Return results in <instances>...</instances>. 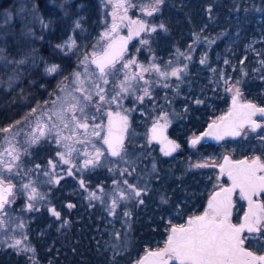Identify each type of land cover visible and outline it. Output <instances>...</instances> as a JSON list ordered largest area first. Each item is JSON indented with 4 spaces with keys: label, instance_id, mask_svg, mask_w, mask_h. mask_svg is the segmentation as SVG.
Returning a JSON list of instances; mask_svg holds the SVG:
<instances>
[{
    "label": "trees",
    "instance_id": "trees-1",
    "mask_svg": "<svg viewBox=\"0 0 264 264\" xmlns=\"http://www.w3.org/2000/svg\"><path fill=\"white\" fill-rule=\"evenodd\" d=\"M36 1L45 14L50 13L44 4L52 0ZM133 1L154 4V0ZM146 16L154 19L156 31L145 38L149 43L142 44L137 55L146 62L157 60L169 75L163 81L159 79L162 84L142 105L151 111L150 106H155L179 125V134L174 133V127L169 128L170 134L174 133L181 141L179 152L165 156L159 145L147 142L144 134L140 138L141 145L138 142L129 144L132 149L146 148L144 155L153 151L158 165L157 171L147 176L142 164L150 158L143 156L133 167L135 171L131 176L120 177L122 181L126 177L129 183L142 189L140 197L121 200L120 192L127 194V186L121 180L114 184L115 177L105 173L104 169H100L98 177H89L93 182L84 189L55 188V204L50 209L62 212L65 224L60 226L61 219L44 209L28 230L29 248L34 251H18L0 245V264H134L147 250L165 244L172 225H180L192 215L203 212L212 192L229 182L224 175L217 181L210 170L192 167L198 160V151L192 150L187 137L203 131L214 116L228 109L232 99L229 88L238 86L245 99L264 105V66L260 64L264 60V0H163L158 11ZM161 24L165 28H160ZM67 33L68 30L59 38ZM7 39L13 60L25 57V47L33 46L25 39L20 40L19 34L10 33ZM49 57L62 63L65 61L56 54ZM202 59H206L203 64L200 63ZM206 67L215 69L214 84L209 77H203L209 73ZM222 67L225 68V79H228L225 87L219 76ZM174 68L183 69L179 78L170 75ZM6 70L8 72L9 68L0 63L1 79L7 75ZM38 76L40 82L52 80ZM237 80L241 82L237 84ZM199 81L205 84L201 91L195 89ZM15 91L4 93L0 88V127L18 116ZM38 91L36 83L25 86V93L31 96L32 102L38 99ZM176 104L186 107L179 119L171 112ZM252 146L250 141L228 138L221 143L203 142L200 148L204 150L200 154L207 156L210 153L223 160L227 155L234 159L253 155L264 157L261 149ZM92 193L98 198H91ZM113 196L117 199L114 215L110 214ZM141 199L143 204L139 203ZM68 204L74 207L69 208ZM244 209V201L238 200L234 222L240 221ZM176 210L178 212L174 213ZM125 212L130 215L125 216ZM251 249L261 252L255 247ZM117 251L119 255H116Z\"/></svg>",
    "mask_w": 264,
    "mask_h": 264
},
{
    "label": "rangeland",
    "instance_id": "rangeland-1",
    "mask_svg": "<svg viewBox=\"0 0 264 264\" xmlns=\"http://www.w3.org/2000/svg\"><path fill=\"white\" fill-rule=\"evenodd\" d=\"M116 2L117 0H52L47 4H44V7L50 12L49 14H45L41 5L36 0H0V63L9 68L8 72L6 70L7 75L4 74V79L0 78V88L3 89L4 93L16 89L15 92L18 95L16 100L14 99V102L18 104V109H16L18 111V116L0 127L5 128L10 125H15L12 132L7 134L0 132V152H2L3 148L6 146L4 143V137L6 135L11 137L13 132L18 131L21 128H23L25 133L33 131L36 120L40 116L41 111L51 107L52 101L57 100L58 98L63 99L67 96L68 92H72L73 95L76 96L80 95V93L73 91L76 87L81 86L78 83H74L75 77L72 75L74 72L78 71L82 74L81 80L84 81L83 87L91 88L93 83H99L101 87L111 95L115 94L116 91H119L118 85L120 84V81L125 80L126 76L131 77L136 73H140L141 66L148 68L150 65L155 64L164 71L162 65L157 63V60L146 62L137 55V52L142 47L141 40L147 38L151 32L147 31L131 45L130 49L124 54L123 59L117 61L116 69H119V71L116 72L115 75L112 74L111 70L109 71V74L106 77L109 83L105 85L103 84V81L99 79L98 70L93 64H91V60L93 59L92 53H100L106 46L108 40L107 38L102 37H104L105 32H110L114 11L117 12L116 23L119 27L116 33H110L112 37L120 33L129 34L128 20H120V17L125 15L131 20L144 21L149 27L156 28L157 26L153 18L146 16L147 11L151 9L149 4L142 2L134 3L133 0H128V3L132 6L128 7L127 13H125L123 9L116 10L114 8ZM77 24H79V27H77ZM132 27L135 28V26ZM67 30L68 33L66 36L59 38V36ZM10 33L19 34L20 40L25 39V41L33 44L31 47L26 46L27 48L24 46L26 50L25 57L14 60L11 58L9 52L10 43L7 39ZM43 50L46 51L43 52ZM54 54L64 57V63L49 57V55ZM85 55L88 56V61L82 64L81 61L84 59ZM129 59H134L136 64L127 69L123 68L122 65ZM20 61H23V63H18ZM51 66H57V73L49 74L46 71V69ZM86 68L88 69L87 73H85ZM207 69L209 73L203 74V77H209V81L214 84V82H216V72L210 70V67L205 68L206 71ZM224 69L225 68L222 67L219 72V76L222 79V87H225L224 85L228 81L227 78L225 79ZM39 74L46 78L51 77L52 80L48 82H40L38 79ZM142 74L144 80L149 82L148 85L144 84V80H132L131 83L133 89H130L127 93H121L120 98L116 102L111 104L104 103L98 113L95 112V108L90 109V111L96 115V119L90 120V123L100 124L102 126L99 129V137L89 135L88 140L90 142L84 144L79 143V139L82 137L77 138L75 141L62 142L72 144L77 150L72 154L71 159L72 165L79 166L80 170H78L77 167H72V165H58L55 169L57 178L63 177L60 179L59 184L46 183L45 181L47 180V177L43 175L44 170L52 171L48 165V161L50 159L53 161L58 160L56 152L67 151L62 144L57 145L54 142V133L45 139H41L38 144L29 148L27 153L23 151L24 148L28 147L24 143L25 136L22 134L16 137V140L13 142L21 153L20 161L16 162L20 166V175L13 176L11 180L16 187L13 189V195L9 197L10 203L6 207V213L0 211V220L4 221L3 227L0 228L1 245L9 247L8 244L13 243L14 239H21L23 243L19 246L20 248L31 246L28 241V230L32 221L35 222L40 218V214L38 213L43 212L44 209H49V214L53 216L50 207L55 204L53 196L55 188H64L67 189V191H74L81 187L80 180L83 179L85 187L81 188L84 189L89 183L93 182L89 177H98L100 175V169H104L105 173L108 175H113L115 177L114 181L118 182L121 180L120 177H122L120 175L121 171L127 169L133 174V167L141 161L143 156L150 158L149 162L142 164L146 169L144 171H146L147 176L157 171L158 165L153 151H147L146 155H144L146 148L137 150L130 148L129 145L131 143L134 144L135 142H138V145H141L142 139L140 141V138L143 134L146 136L147 142H150L148 136L149 126L166 113L164 111H158L155 106H150L153 110L151 111L136 99L137 96L143 95V87H148L150 94L157 91L158 86L162 84L165 76H161L154 70ZM221 74H223V78ZM65 77H67V79H65ZM159 79L162 81H159ZM34 83L37 85L39 95L38 99L32 102L30 100L31 96H28L25 93V86H28V84L33 85ZM204 87V83L202 84L200 82V84H198L196 82L195 84V89L198 91H201ZM61 88H65L66 90L61 91ZM236 88L239 87L234 86L229 88L231 91L228 89L231 97L236 94ZM239 90V100L246 101L247 99H245L242 90L240 88ZM144 100L148 101L149 97H145ZM45 101L48 103L45 104ZM38 105L41 107L38 108L37 113L28 117L29 121H31V127H29L28 121H25L24 118L28 116L33 108H37ZM109 111L112 113L120 112L123 115L128 116V129L125 132L126 143L124 144V149L127 154L125 155L122 153L124 159H121L120 157H112L108 152H105L104 156L101 157L99 166L94 168L89 166V168L84 169L83 161L87 158L84 153L87 152L90 155H93L95 152L93 144L96 148H100L102 151L106 149L102 138L107 132V113ZM185 111L186 107L176 104L172 107L171 112L174 117L180 118L181 114ZM226 111L214 116L212 120H218ZM44 120L46 123L50 124V122L47 121V117H44ZM167 120L169 128L174 127V133L179 134V132H181V129L178 128L179 125L168 118ZM16 121H20L21 123L16 124ZM89 131L91 132V129ZM174 133L172 134V137L178 143H181L179 137L174 135ZM198 134L199 133H193L188 136L187 142ZM62 135H70V132L64 130ZM260 137H264V119H261V128L252 131L246 126L242 129L238 138H240L241 141H250L253 148L258 147V149H261L264 152V139H261ZM151 142L153 141L151 140ZM202 143L203 142H199V144L193 146L192 150L198 151V160L196 164H207L208 166L197 169L204 171L210 170L217 181H220L219 179L221 176L219 174L218 166L222 164L223 157L219 158L220 156H215L210 153L207 154V156L201 155L200 151L204 150V148H200ZM253 158H255V155L250 157V159ZM5 159L7 160L10 158L5 156ZM261 159L264 161V157ZM36 165H40V169H36ZM69 167H72V176L67 175L66 169ZM109 169H112V171H109ZM30 181L32 182V187H36L40 196L44 197L43 199L37 198L36 200L31 201L34 205L33 210L27 208V204L30 202L28 196L31 193V188L28 190H23L21 188L22 184L29 183ZM261 198L264 201V196ZM21 199L23 200L22 202ZM235 200L236 203H238V200L244 201L239 195H236ZM18 203L20 204L18 205ZM177 212L178 211L176 210L174 213ZM61 213L62 212H60L58 219H61L59 220L61 221L60 226H63L65 222L62 221ZM193 216L194 215L191 217ZM186 222L187 220L182 224H186ZM18 224H22L23 227H17ZM9 237H12L13 239H9ZM4 241H7V243H3Z\"/></svg>",
    "mask_w": 264,
    "mask_h": 264
},
{
    "label": "snow or ice",
    "instance_id": "snow-or-ice-1",
    "mask_svg": "<svg viewBox=\"0 0 264 264\" xmlns=\"http://www.w3.org/2000/svg\"><path fill=\"white\" fill-rule=\"evenodd\" d=\"M163 3V0H154V4L151 6V10L147 11V15L151 16L153 12L159 10V5ZM132 5L128 3V0H117L114 5L116 10L123 9L127 13L128 7ZM211 11V9H209ZM117 12H113V23L110 32H105L104 37L107 38L108 43L102 49L100 53L93 52V59L91 64L96 66L99 71V79L103 81V84H108L109 81L106 78L109 71L115 75L119 69H116V63L122 60L124 53L127 49V43L132 39L133 35L139 36L141 32H155L156 28L149 27L144 21L141 20H131L126 15L121 16L120 20H128L129 34L127 37H119L118 39L113 38L110 33H116L118 31L119 25L116 23ZM132 26H135L133 28ZM79 27V24H77ZM160 28H165L163 24ZM142 44L147 45L149 41L147 39L141 40ZM183 55V53H179ZM88 61V56L85 55L81 63ZM206 59H202L200 63H205ZM18 63H23L20 61ZM228 61L225 60V64ZM241 64L244 63L243 60L240 61ZM136 64L134 59H129L126 63L122 65L123 68L127 69L132 65ZM260 64L264 66V60L260 61ZM186 67V66H185ZM154 70L161 76H168L167 71H162L158 65L152 64L150 67L145 68L141 66V72L136 73L131 77L126 76L125 80L120 81L118 85L119 91L115 94H109L106 90L101 87L99 83H93L91 88L83 87L84 81L81 80V73L74 72L72 75L75 77L74 83H78L81 86L76 87L73 91L80 93L79 96L73 95L72 92H68L67 96L63 99L58 98L52 101L51 107L41 111L40 116L36 120L35 128L33 131L25 133L23 128L12 133L11 137L7 135L4 137L5 147L3 151L0 152V211L6 213L5 206L10 203L9 197L13 195V189L16 187L15 184L11 182L13 176L20 175V166L18 161L21 159V153L17 149L16 144L13 142L16 137L20 135L25 136L24 143L28 146L24 148V152L27 153L28 149L33 145L38 144L41 139L47 138L49 135L54 133V142L57 145H61L67 150L66 152L57 151L56 156L58 160H49L48 165L52 171L44 170L43 175L47 177L45 181L48 184H59L60 179L57 178L55 169L58 165H72V154L77 150L69 143H62L66 141H75L79 139V143L84 144L90 142L88 140L89 135L100 136L99 129L102 127L100 124H91L90 120H95V113L91 112V108H95V112H99L104 103L116 102L121 93H127L130 89H133L131 83L132 80H144V72H149ZM46 71L51 73H57V66H51L46 69ZM183 69L174 68L171 70L170 75L179 78L180 72ZM215 71V69H213ZM88 69H85V73ZM247 73H245L246 75ZM223 78V74H221ZM67 79V77H65ZM241 81L237 80L236 83L239 84ZM148 81L144 80V84L148 85ZM168 87V85H164ZM65 88H61V91H65ZM231 91V89H229ZM143 95L137 96L136 99L141 103L144 102L145 97L151 98V94L148 87L142 88ZM240 95L239 88H236V94L233 96V109L229 111L226 116L219 118V123L213 122L209 125V131L205 132L204 136H214L216 139H223L225 135L238 136L240 135V130L245 124L252 131L261 128V124H258L252 119L257 113L264 117V107H257V105L252 103H247L244 105H237V97ZM59 101V106H58ZM48 102L45 101V104ZM200 103V101H197ZM33 108L31 112L24 119L28 121L29 127H31V121L28 117L37 113L38 108ZM107 133L102 138L103 144L107 145V148L103 151L100 148H96L93 144L95 152L93 155L85 152L84 155L87 157L83 161V168L87 169L89 166L97 167L100 165L101 157L104 156L105 152L110 153L112 157H120L124 159L127 154L124 149V134L128 129V116L121 115L119 112L115 113V119L113 113L109 111ZM44 117H47L46 123ZM163 120L164 123L161 124L159 121ZM20 121H16V124H20ZM167 113L160 116L156 122H154L151 132V140L159 139L161 142H165L168 149L165 150V155H170L172 151H175L180 147L179 144L170 141L163 135L164 129L167 127ZM15 125H10L5 128H0V132L5 134L12 132ZM91 129V132L89 131ZM64 130H68L70 135L64 136L62 133ZM264 139V137H260ZM201 137H196L191 140V145L195 146L200 142ZM5 156L10 159H5ZM207 164H194L192 167L201 168L207 167ZM40 165H36V169H40ZM72 167L79 166L72 165ZM72 167L66 169L67 175L72 176ZM31 171V170H28ZM112 171V169H109ZM133 171L135 169L133 168ZM220 171L222 175H226L229 180H231V186L222 188L220 191L215 192L213 196L209 199L207 209L202 215H197L190 217L186 224L172 225L169 229V234L165 241L164 247L157 251H148L146 255L140 258L136 264H264V254H257L256 251L250 250V248H258L261 252H264V201L254 199V197L264 196V161L261 160L259 156L253 158L251 161L241 160L232 162L227 156L224 157V164L220 166ZM27 174V173H26ZM121 176L128 175L131 176L132 172L127 169L121 171ZM120 182L114 181V184ZM124 185L127 186L129 190L127 194L123 191L120 192L121 200H129L136 197H140L142 194V189H138L134 184L129 183L128 179L122 181ZM80 186L85 187V182L83 179L80 180ZM23 190H28L31 188V193L28 196L29 203L27 208L29 210L34 209L33 203L31 201L37 198L43 199V196L37 192L36 187H32V182L24 183L21 185ZM236 190H239V196L242 200H246L248 204L247 211L244 212L241 222L238 224L232 223V194ZM103 191V189H101ZM91 198L96 199L95 193L91 194ZM140 204H143V200H139ZM69 208L74 207V205L69 204ZM117 207V199L115 196L112 198V204L110 208V214H115V209ZM53 216L59 218L60 213L55 210V208L50 209ZM125 216H129L130 213L125 212ZM4 225V221L0 220V228ZM17 227H23L22 224H18ZM117 237L119 233L116 234ZM26 238V237H25ZM9 239H13L9 237ZM246 242L248 247H245ZM3 243H7L4 241ZM23 243L21 239H14L13 243L8 244L9 247L15 248L18 251H34L29 247L20 248L19 246ZM116 249L117 246L113 245ZM120 253L117 251L116 255Z\"/></svg>",
    "mask_w": 264,
    "mask_h": 264
},
{
    "label": "water",
    "instance_id": "water-1",
    "mask_svg": "<svg viewBox=\"0 0 264 264\" xmlns=\"http://www.w3.org/2000/svg\"><path fill=\"white\" fill-rule=\"evenodd\" d=\"M150 10H151V9H150ZM153 13H154V12H153ZM143 33H144V32H141L139 36L133 35L132 39L129 40L128 43H127V49H126V51H125L124 54H126V52L130 49L131 45H132L134 42H136V41L142 36ZM127 36H128V34L120 33V34L115 35L113 38L118 39L119 37H127ZM107 43H108V42H107ZM93 65H94V64H93ZM94 66H95V65H94ZM95 67H96V66H95ZM97 70H98V69H97ZM98 72H99V71H98ZM232 98H233V97H232ZM247 103L255 104V105H257V107H264L263 105H260V104L254 102V101H251V100L241 101V100H239V96L237 97V105H238V106H239V105H244V104H247ZM232 109H233V99H231L229 109H228V110L222 115V117H223V116H226V115L229 113V111L232 110ZM116 113H117V112H116ZM119 113H120V112H119ZM120 114L123 116L122 113H120ZM113 117H114V119H115V113H113ZM252 119L255 120L258 124H261V119H264V117H262L259 113H257L255 116L252 117ZM214 121L217 122V123L220 122L219 119H218V120H213V121H211L210 123L207 124V126L204 128V130H203L198 136H196V137H201L200 142H201V141H204V140H211V141H214V142H220V141H222V140H224V139H227V138H238V137L240 136V135H238V136L225 135V136L223 137V139H219V140L216 139L214 136H204L203 134H204L205 132H208V131L210 130V129H209V125L212 124ZM154 122H156V121H154ZM154 122L150 125L149 130H148V134H149V137H150V138H151V136H152L151 129H152V126H153ZM159 122H160L161 124L164 123L163 120H160ZM246 126H248V125L245 124L244 127H246ZM244 127H243V128H244ZM243 128H242V129H243ZM242 129L240 130V134H241ZM106 133H107V132H106ZM105 135H106V134H105ZM163 135H164L165 137H167L168 140L173 141L174 143L178 144V143L175 141V139L170 135V133H169V125H168V124H167V127L164 129ZM196 137H194V138H196ZM194 138H192V139H194ZM192 139H191V140H192ZM152 141L155 142V143H157V144L162 148L163 154H164L165 150L168 149V146H167V144H166L165 142H161V140H159V139L152 140ZM125 142H126V133L124 134V144H125ZM190 142H191V141H190ZM190 145H191V143H190ZM191 146H192V145H191ZM105 147L107 148V145H105ZM179 150H180V147L177 148L175 151H172L170 155H165V154H164V155L167 156V157H171V156L177 154V153L179 152ZM109 155H110V153H109ZM110 156H111V155H110ZM227 157H228L229 160L232 161V162H235V161H241V160H248V161H251V160H252V159H250V158H248V157H243V158H240V159H234V158H232L230 155H227ZM261 160H262V159H261ZM262 161H263V160H262ZM223 164H224V160H223V162H222L221 165H223ZM221 165H220V166H221ZM220 166H219V170H220ZM220 173H221V171H220ZM225 176H226V175H225ZM226 177H227V176H226ZM227 179H228V177H227ZM228 180H229V179H228ZM231 183H232L231 180H229V183H228V184H225V185H223L222 187H220V188L214 190V191L212 192V194L210 195V198L213 196V194H214L215 192L220 191L222 188L230 187V186H231ZM236 195H239V190H236V191L233 192V194H232L233 208H232V217H231V220H232V223H234V224H238V223H239V222L236 223V222L233 221L234 207H235V204H236V200H235ZM261 197H262V196H261ZM261 197H254V199H258V200L263 201V199H262ZM210 198H209V199H210ZM244 201H245V210H244V212H245V211H247L248 204H247V201H246V200H244ZM207 205H208V204H207ZM206 209H207V207H206ZM206 209H205V210H206ZM205 210H204V211H205ZM204 211L201 212V213H199V214H197V215H202V214L204 213ZM244 212H243V214H244ZM243 214H242V216H241L240 222H241V220H242V218H243ZM197 215H194V216H197ZM166 239H167V238H166ZM163 247H164V245H163L162 247H160V248H163ZM245 247H247L246 244H245ZM160 248L147 250L144 254L141 255L140 258L144 257L148 251H157V250H159ZM250 250H252V249L250 248ZM253 251H254V250H253ZM257 254H260V253L257 252ZM262 254H264V253H262ZM140 258H139V259H140ZM139 259H138V260H139ZM138 260H137V261H138ZM137 261H136V262H137ZM136 262H135L134 264H136Z\"/></svg>",
    "mask_w": 264,
    "mask_h": 264
},
{
    "label": "flooded vegetation",
    "instance_id": "flooded-vegetation-1",
    "mask_svg": "<svg viewBox=\"0 0 264 264\" xmlns=\"http://www.w3.org/2000/svg\"><path fill=\"white\" fill-rule=\"evenodd\" d=\"M149 127H150V126H149ZM148 130H149V128H148ZM203 130H204V129H203ZM201 132H202V131H201ZM201 132H199V134H200ZM169 133H170V132H169ZM199 134H198V135H199ZM170 135H171V134H170ZM198 135H197V136H198ZM148 136H149V134H148ZM171 136H172V135H171ZM195 137H196V136H195ZM149 138H150V137H149ZM227 139H228V138H227ZM224 140H225V139H224ZM175 141H176V140H175ZM190 141H191V140H190ZM209 141H211V140H204V141H201V142H204V143H205V142H209ZM222 141H223V140H222ZM176 142H177V141H176ZM212 142H214V141H212ZM220 142H221V141H220ZM177 143H178V142H177ZM156 144H157V143H156ZM178 144L180 145V143H178ZM197 144H199V143H197ZM197 144H196V145H197ZM157 145H158V144H157ZM196 145H195V146H196ZM190 146H191V145H190ZM159 147H160V146H159ZM191 147H193V146H191ZM160 148H161V147H160ZM161 150H162V148H161ZM162 152H163V151H162ZM256 157H257V156H256ZM219 166H220V165H219ZM207 172H208V170H207ZM219 174L222 175V174L220 173V170H219ZM224 176H225V175H224ZM209 198H210V196H209ZM209 198H208V200H207V203H206L205 209H206V207H207V204H208ZM9 200H10V199H9ZM19 204H20V203H18V205H19ZM7 206H8V205H6L5 208H6ZM234 208H235V207H234ZM51 209H52V208H51ZM205 209H204V210H205ZM204 210H203V211H204ZM189 218H190V217H189ZM189 218H188V219H189ZM188 219H187V220H188ZM0 245H1V244H0ZM258 253L262 254V253H264V252H258Z\"/></svg>",
    "mask_w": 264,
    "mask_h": 264
}]
</instances>
